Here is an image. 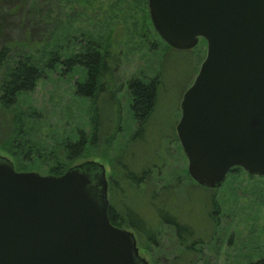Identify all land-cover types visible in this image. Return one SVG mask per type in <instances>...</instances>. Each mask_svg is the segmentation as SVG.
Returning <instances> with one entry per match:
<instances>
[{"label": "rangeland", "instance_id": "obj_1", "mask_svg": "<svg viewBox=\"0 0 264 264\" xmlns=\"http://www.w3.org/2000/svg\"><path fill=\"white\" fill-rule=\"evenodd\" d=\"M3 1L8 0H0V5ZM23 1L21 12L16 15L18 29L11 31V37L17 36L21 27L20 17L27 15L29 10L42 21L44 19L48 25L43 21L40 30L49 28L50 35L36 56L40 61L45 60L46 54L56 47L70 50L72 43L68 39L77 38L79 34L107 45L113 54L110 65L112 78L120 87L116 94L120 119L118 128H115L116 124L111 128L106 109L101 131L111 128L108 133L115 137L103 145V135H100L97 146L89 147L88 155L70 165L85 161L102 164L108 181L109 203L111 199L115 200L118 209H122L124 204L129 205L155 230L154 241H146L139 238L134 230L126 228L136 237L139 255L148 264H248L264 257V176L250 177L240 168V172L231 170L219 188L199 187L189 177L187 160L175 133L180 100L205 57V41L200 38L195 47L186 50L167 46L152 26L147 0ZM138 75L145 79L158 76L162 83L142 139L130 142L136 127L128 111L126 87L127 81ZM83 78V71L78 67L65 75L56 71L39 80L32 91L19 97L22 109L33 107L40 113L38 119L27 121L26 126L28 137L41 146L39 151L43 155L29 162H17L11 145L2 142L6 131L2 126L0 155L8 158L17 171L48 174L53 163L47 155L50 149L55 148L64 136H74L77 129L89 132L88 103L72 94L74 83ZM0 118L5 122L3 116ZM120 153L122 163L136 173L147 168L150 176L137 189L128 187L121 179L126 194L120 193L125 197L118 198L111 194L110 182L121 174L114 162ZM168 188L172 191L165 196L162 189ZM154 190L159 194L155 204L163 200L165 208L174 211L178 220L191 224L195 229V235L202 243L201 250L194 256L184 254L172 227L158 223L149 202Z\"/></svg>", "mask_w": 264, "mask_h": 264}, {"label": "water", "instance_id": "obj_2", "mask_svg": "<svg viewBox=\"0 0 264 264\" xmlns=\"http://www.w3.org/2000/svg\"><path fill=\"white\" fill-rule=\"evenodd\" d=\"M170 47L205 57L182 94L175 133L191 180L219 188L234 167L264 176V0H147ZM102 164L60 175L17 171L0 155V264H148L108 218Z\"/></svg>", "mask_w": 264, "mask_h": 264}, {"label": "trees", "instance_id": "obj_3", "mask_svg": "<svg viewBox=\"0 0 264 264\" xmlns=\"http://www.w3.org/2000/svg\"><path fill=\"white\" fill-rule=\"evenodd\" d=\"M23 3H25L23 0H8L0 5V117L3 116L5 121L3 122L0 118V128L6 127L2 142L11 145L12 154L17 162H29L34 158H41L43 155L39 151L41 146L31 142L26 126L27 121L33 122L38 119L40 113L33 107L22 109L19 97L32 91L39 80L45 79L51 73L58 71L61 75H65L76 67L82 69L84 78L74 83L72 94L88 103L89 132L77 129L74 136H64L55 148L50 149L47 155L53 163L48 169V174L60 175L71 167L70 163L88 155L89 147L97 146L100 135H103L101 138L103 145L109 144V141L115 137L114 134L108 133L115 124V128H118L117 123L120 119L116 96L120 87L112 78L110 65L113 54L107 45L88 35L79 34L77 38L68 39V42L72 43L70 50L64 51L61 47H56L46 54L45 60L40 61L36 56L40 54L41 47L50 35L49 28L40 30L44 25V19L42 21L38 15L29 10L27 15L23 14L20 17L19 33L11 37V31L18 29L15 24L16 15L21 12L20 7ZM161 83L162 80L158 76L145 79L138 75L127 81L128 111L136 127L130 142L142 139L144 126L155 109ZM106 109H108L111 128L101 131ZM122 158L121 153L115 158L114 162L119 166L121 174L112 178L110 182L111 194H115L118 198L125 197L122 194L120 196V193L126 194V188L121 184V179L125 180L128 187L137 189L150 176L147 168H141L138 173L134 172L126 163H122ZM231 170L232 172L242 171L237 167ZM164 188H167L166 185ZM171 191L169 188L162 189L165 196ZM158 197L159 194L154 190L149 199L158 223L172 227L178 243L184 249V254L189 253L194 256L201 250L202 243L195 235V229L191 224L178 220L174 211L165 208L163 200L155 204L156 201L158 202ZM211 203H213L212 200ZM108 218L115 226L134 230L139 238L154 241L155 230L129 205L124 204L122 209H118L115 200L111 199ZM248 264H264V257Z\"/></svg>", "mask_w": 264, "mask_h": 264}]
</instances>
